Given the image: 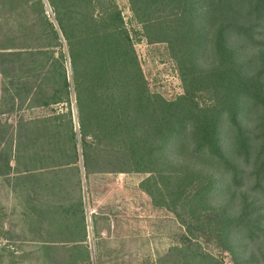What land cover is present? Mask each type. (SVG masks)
<instances>
[{
    "label": "trees",
    "instance_id": "1",
    "mask_svg": "<svg viewBox=\"0 0 264 264\" xmlns=\"http://www.w3.org/2000/svg\"><path fill=\"white\" fill-rule=\"evenodd\" d=\"M47 2L53 20L44 0H0L6 8L0 15V72L12 95L6 109L13 111L15 97L27 95V107L66 102L67 108L47 118L4 122L0 174L34 177L40 174L32 171L48 164L75 166L72 178L79 179V154L85 172L149 173L140 188L152 203L172 209L193 235L188 245L174 246L191 250L182 264H217L210 253L192 247L199 246L196 231H209L213 211L219 210L212 231L226 250L248 246L244 264H264V0H130L135 16L152 29L149 38L179 53L186 93L173 100L145 86L114 3ZM29 7L37 9L38 27L27 17ZM11 18L17 24L6 28ZM202 56L209 58L207 66ZM201 87L211 95L208 102L194 100ZM79 207L74 228L66 221L60 233L68 240L77 230L71 240L84 244L86 221Z\"/></svg>",
    "mask_w": 264,
    "mask_h": 264
},
{
    "label": "rangeland",
    "instance_id": "2",
    "mask_svg": "<svg viewBox=\"0 0 264 264\" xmlns=\"http://www.w3.org/2000/svg\"><path fill=\"white\" fill-rule=\"evenodd\" d=\"M103 1H110L119 9L123 27L128 33L137 64L149 92L166 100H173L185 94L186 85L182 78L177 55L179 53L174 51L168 42L154 41L149 38L148 34H153L151 33L152 29L150 30L149 25H145L143 21L135 16L131 10L130 0ZM44 2V9L50 19L53 20L54 13L47 0H44ZM5 10L6 8L0 6V15L6 14ZM27 10L30 12L27 17L33 19L32 24L38 27L35 23L37 9L34 10L29 7ZM24 17L25 15H21L16 19L20 21ZM16 19L11 18L6 28L15 26L17 24ZM260 38L264 40V32L260 35ZM61 40L63 43L65 42L63 37ZM63 48L66 51V47L63 46ZM200 60L204 66H207L210 62L209 58L204 56L200 57ZM64 63L70 76L71 64L67 55ZM69 78L71 81V77ZM8 86L7 77L0 72V126L4 122L16 124L19 117H51L54 116V113L65 111L67 108L66 102L27 107V97H29L27 95L25 100L15 97V109L8 112L6 108H8L7 104L10 103L12 96L9 95ZM210 96V93H207L203 87L194 91V100L198 102H208ZM70 106L75 124L74 129L77 130L78 111L74 95L71 96ZM50 124L47 122L45 126ZM3 135L4 133L1 136ZM3 138L5 137H0V149L4 145ZM62 140V143L65 144L66 138L64 137ZM105 144H102V146ZM79 146L78 141V150H80ZM101 151L105 153L104 150ZM2 154L1 152V170L4 169L2 161L4 155ZM56 158H54V161ZM76 164L80 167H78L79 171L83 172L80 154ZM47 165L41 167L43 169L32 171V173L40 175L32 177L28 174V176L23 177L32 181L35 178L39 180L36 181L38 186L34 188V195L37 194L36 200L31 199V197L28 198V193L22 192L24 188L19 190L17 173L0 174V264H182V259H185L184 253L191 251L188 249L185 252H180L179 248H174L176 245L182 246L184 243L188 245L190 241L193 242L194 239H190V236L193 235L187 231V227L182 224L172 209L152 203L151 197L140 188L139 182L149 174L145 172H131L125 175L126 181L129 182L128 185L131 184L127 193H131V202H136L137 206V231L132 233L130 240L123 239L110 242L104 238V234H94L91 210L88 209V204L83 209L87 230L84 244L71 240L79 236L77 230L67 240L60 231L64 230L66 221H69V225L72 223L73 229V222L79 219V213L76 211L79 202L74 195V177L72 178L74 172L71 170L76 169V167L73 166L69 169L70 167L61 166L49 169ZM104 172L107 171H102V173ZM114 172L115 175H118V172ZM250 186V183L247 182L246 187L249 188ZM27 187H25L26 190ZM257 197L262 199L261 195ZM21 198L26 200L21 201ZM72 200L75 208L72 206ZM221 201L225 204L228 201V195L223 196ZM260 203L259 201L257 205ZM179 209L180 207H178V211ZM218 213H220V210L218 212L213 211L214 221H211L210 225L207 226L209 231L206 228L196 231L199 234L197 238L199 246L196 244L192 249L198 252L206 251L210 253L217 264H244L249 258V247H237L236 252L231 253L226 250L225 244L217 237L218 231H212L219 225V223H215L217 218L220 217L217 215ZM209 215L202 214L201 217L204 218ZM197 222L198 220L193 221V223ZM186 235L189 238L185 239L184 236Z\"/></svg>",
    "mask_w": 264,
    "mask_h": 264
},
{
    "label": "crops",
    "instance_id": "3",
    "mask_svg": "<svg viewBox=\"0 0 264 264\" xmlns=\"http://www.w3.org/2000/svg\"><path fill=\"white\" fill-rule=\"evenodd\" d=\"M80 172L79 179L73 178L75 195L79 202L77 211L80 210L79 206L84 209L88 204L94 234H104V238L110 242L130 240L132 233L137 231V206L136 202H131V193H127L128 187L131 186L126 181L127 173L118 172V175H115L113 172H85L84 170ZM25 175V172L18 174L19 190L24 188L22 192H27L28 198L36 200L34 195L36 184L29 179L26 181L23 178ZM25 187L28 189L26 190Z\"/></svg>",
    "mask_w": 264,
    "mask_h": 264
}]
</instances>
